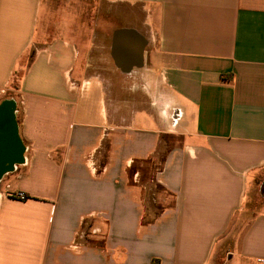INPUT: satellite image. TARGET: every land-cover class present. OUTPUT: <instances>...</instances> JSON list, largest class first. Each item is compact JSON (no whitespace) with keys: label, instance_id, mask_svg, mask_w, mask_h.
Wrapping results in <instances>:
<instances>
[{"label":"crops","instance_id":"1","mask_svg":"<svg viewBox=\"0 0 264 264\" xmlns=\"http://www.w3.org/2000/svg\"><path fill=\"white\" fill-rule=\"evenodd\" d=\"M4 101L0 264H264V0H0Z\"/></svg>","mask_w":264,"mask_h":264},{"label":"water","instance_id":"2","mask_svg":"<svg viewBox=\"0 0 264 264\" xmlns=\"http://www.w3.org/2000/svg\"><path fill=\"white\" fill-rule=\"evenodd\" d=\"M23 148L17 134L15 105L12 101L0 104V178L22 163Z\"/></svg>","mask_w":264,"mask_h":264},{"label":"built area","instance_id":"3","mask_svg":"<svg viewBox=\"0 0 264 264\" xmlns=\"http://www.w3.org/2000/svg\"><path fill=\"white\" fill-rule=\"evenodd\" d=\"M10 198L17 199L19 201L26 200V195L24 193H14L9 196Z\"/></svg>","mask_w":264,"mask_h":264},{"label":"rangeland","instance_id":"4","mask_svg":"<svg viewBox=\"0 0 264 264\" xmlns=\"http://www.w3.org/2000/svg\"><path fill=\"white\" fill-rule=\"evenodd\" d=\"M75 3H78V4L82 3L88 6H92L94 5V0H75ZM89 16H90V13H89Z\"/></svg>","mask_w":264,"mask_h":264},{"label":"trees","instance_id":"5","mask_svg":"<svg viewBox=\"0 0 264 264\" xmlns=\"http://www.w3.org/2000/svg\"><path fill=\"white\" fill-rule=\"evenodd\" d=\"M26 199H27V197H26Z\"/></svg>","mask_w":264,"mask_h":264}]
</instances>
